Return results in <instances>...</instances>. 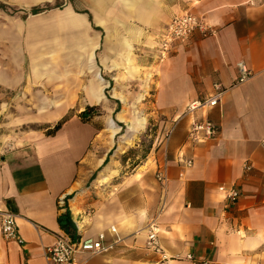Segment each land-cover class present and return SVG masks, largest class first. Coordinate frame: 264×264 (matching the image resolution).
I'll list each match as a JSON object with an SVG mask.
<instances>
[{
  "label": "crops",
  "instance_id": "1",
  "mask_svg": "<svg viewBox=\"0 0 264 264\" xmlns=\"http://www.w3.org/2000/svg\"><path fill=\"white\" fill-rule=\"evenodd\" d=\"M5 1L21 9L50 6L18 10L25 13L20 17L0 9V103L83 105L52 133L45 130L63 108L35 111L37 121L48 123L42 127L9 131L28 118L27 111L0 109V207L15 214L23 239L17 243L0 233V264H50L44 247L54 231L90 236L102 229L108 242L110 224L122 239L102 253L75 252L76 264H154L157 254L143 246L150 219L170 256L165 264H192L175 257L187 252L219 264L264 262V0ZM183 9L198 14L212 32L194 29L156 59L157 33ZM130 55L132 64L125 62ZM238 60L250 70L239 81ZM130 81L163 122L161 143L126 174L109 164L99 197L76 198L102 129L95 115L82 120L77 113L105 97L127 100L103 90ZM213 83L217 103L184 112L190 100L214 92ZM203 117L215 125L214 135L187 142L191 121ZM161 164L163 185L155 177ZM221 184L238 190L234 202ZM66 221L68 230L60 225Z\"/></svg>",
  "mask_w": 264,
  "mask_h": 264
},
{
  "label": "rangeland",
  "instance_id": "2",
  "mask_svg": "<svg viewBox=\"0 0 264 264\" xmlns=\"http://www.w3.org/2000/svg\"><path fill=\"white\" fill-rule=\"evenodd\" d=\"M58 0H55V3ZM27 8H18L13 4L7 3L5 0H0V9L6 11L9 15L15 17L24 16L25 13L18 11H27ZM1 12V11H0ZM2 14V13H0ZM131 57V58H130ZM131 60L125 61L126 63H133ZM100 74V73H99ZM127 76L132 78V74L124 72ZM125 75V76H126ZM103 76L104 72H103ZM105 82V79H103ZM130 86L111 88L110 86L104 87V94H126L127 100L111 101V97H105L102 102L93 103L94 111L97 112L95 118L100 123L102 129L99 134L98 144L92 145V162H88V169L85 171V180L81 189L77 190L76 198H90L99 197L104 191V181L107 180V173L111 172L106 170L109 164H113L119 169L120 174H126L137 163H143L146 159L154 154L155 148L161 143L164 136L165 127L163 122L150 112V103L143 102L139 97V90L137 86H133L132 81L129 82ZM123 97V96H122ZM124 98V97H123ZM26 105L27 107H22ZM83 105L82 103H0V109H7L10 114H22L27 111L28 118L23 119L21 123H15L9 126L10 130L21 129L31 130L33 127H42L48 124L46 121H41L34 118V113L37 110L43 111L45 114L52 111H57L63 108V115L76 113V109ZM139 115L143 119L136 121V116ZM110 118V119H109ZM15 120V119H14ZM53 121V120H52ZM113 130L115 132L113 133ZM163 135V136H162ZM109 146V147H108ZM108 147V151L105 149ZM104 151L106 155H104ZM99 162L98 165H95ZM89 190V193L87 191Z\"/></svg>",
  "mask_w": 264,
  "mask_h": 264
},
{
  "label": "built area",
  "instance_id": "3",
  "mask_svg": "<svg viewBox=\"0 0 264 264\" xmlns=\"http://www.w3.org/2000/svg\"><path fill=\"white\" fill-rule=\"evenodd\" d=\"M194 29L201 32H212V27L206 23L202 18L193 11L183 9L177 13L172 14L164 24L163 29L157 33V45L154 57L161 59L164 57L175 45V43L188 36ZM238 69L237 81L242 80L250 75V70L246 65L238 60L236 62ZM215 89L214 92L190 100L184 108V112H192L198 107L213 106L218 101V84L213 83ZM215 132V125L207 118H199L191 121L189 128L186 132V141L189 143H196L212 137ZM184 165L191 163L190 158L183 159ZM249 164L245 163L244 168H248ZM155 177L163 185L166 180L164 165H159L155 172ZM219 189L223 190L224 197L228 202H234L238 196V190L233 186L219 185ZM63 195H59L56 198V202L62 204ZM143 228L145 230L144 247L157 254V258L154 264H165L168 257L156 239V227L153 219L148 220ZM108 231L113 234V237L108 242L104 241V230H98L94 235L72 236L67 231L59 229L53 232V241L44 247V257L50 264H76L74 262V253L79 251H85L88 253H102L106 251L113 243L120 241L122 238L117 234L116 228L113 224L108 225ZM0 233L6 240H14L17 243H22L23 239L18 233L15 224V214L7 208L0 207ZM189 260L192 264H219L209 258H194L189 252L180 256ZM240 264V263H237ZM256 264H264V262H257Z\"/></svg>",
  "mask_w": 264,
  "mask_h": 264
},
{
  "label": "trees",
  "instance_id": "4",
  "mask_svg": "<svg viewBox=\"0 0 264 264\" xmlns=\"http://www.w3.org/2000/svg\"><path fill=\"white\" fill-rule=\"evenodd\" d=\"M53 5H57V3L52 4ZM50 5L48 3H44L43 5H39V4H35V5H31L28 8V11L31 13H35L38 12L44 8H48ZM97 112L94 111V105L93 104H84L83 108L81 110L78 111L77 115L79 116L80 119L82 120H87L89 119V117H91L92 115L96 114ZM68 117V115H62L59 118H57L51 125V127L46 128L45 132L46 133H52L56 128L59 127V125L61 124V122L63 120H65ZM60 225L64 228L68 230V226L69 223L68 221L61 222Z\"/></svg>",
  "mask_w": 264,
  "mask_h": 264
},
{
  "label": "bare ground",
  "instance_id": "5",
  "mask_svg": "<svg viewBox=\"0 0 264 264\" xmlns=\"http://www.w3.org/2000/svg\"><path fill=\"white\" fill-rule=\"evenodd\" d=\"M115 132V130H113V133Z\"/></svg>",
  "mask_w": 264,
  "mask_h": 264
}]
</instances>
